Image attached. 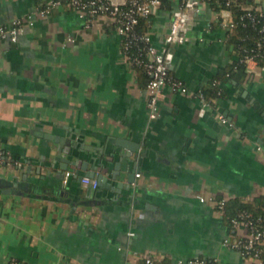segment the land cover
<instances>
[{
  "label": "crops",
  "instance_id": "crops-1",
  "mask_svg": "<svg viewBox=\"0 0 264 264\" xmlns=\"http://www.w3.org/2000/svg\"><path fill=\"white\" fill-rule=\"evenodd\" d=\"M40 1L0 0V25L24 22L17 40L0 39V264H138L145 253L255 264L223 243L233 228L216 202L264 194V66L218 81L224 95L201 113L197 91L238 59L205 5L173 46L170 71L188 91L165 86L151 118L109 17L42 15ZM170 16H154L159 47ZM94 166L96 188L79 178Z\"/></svg>",
  "mask_w": 264,
  "mask_h": 264
},
{
  "label": "built area",
  "instance_id": "built-area-1",
  "mask_svg": "<svg viewBox=\"0 0 264 264\" xmlns=\"http://www.w3.org/2000/svg\"><path fill=\"white\" fill-rule=\"evenodd\" d=\"M175 6L171 12L169 25L167 26L163 37L164 44L159 47L154 44L152 39V26L144 33L135 34L134 28L139 22L141 16H155L163 4V0H41L36 9L44 15L51 8L56 6H65L67 8L79 11L87 19H92L100 14L109 17L111 25L123 36V39L135 35L145 42L147 60L139 56L131 57L128 54L130 40L126 42L123 52L124 55L136 64H144L150 74V79L146 85L149 92L148 108L151 118L158 116V101L163 93V88L169 86L172 90L182 92L188 91V86L179 77L171 75L170 69L173 61V46L175 44L184 43L189 38V31L193 23V14L201 10L205 5H209L215 12L221 25L229 30L235 25L233 17V4H239L238 0H174ZM211 3H216L214 8ZM246 14L254 23L261 20L264 16V4L256 3L246 7ZM264 29V25L262 26ZM24 32V22L21 17H14L10 25H0V39L9 38L13 41ZM246 65L249 62H258L254 54H247L243 58ZM198 96L203 100L201 113H204L207 107H213V103L205 98L202 89L197 91ZM221 121L231 123L229 119L220 113ZM69 173V172H68ZM139 173H137L138 175ZM84 184L91 185L96 188L99 182L96 178L84 176L82 178ZM203 198V197H201ZM224 200H218L216 207L222 208ZM241 218L233 216L231 221L236 227L235 234H228L223 243L237 249L245 258H254L256 262L261 264V252L264 249V228H259L261 216L251 213H242ZM237 229H242L241 232ZM147 264H152L160 259L151 253H145L142 257ZM182 261H179L181 263ZM190 264H218L216 260H206L204 258H191L187 261ZM9 264H26L18 259H11Z\"/></svg>",
  "mask_w": 264,
  "mask_h": 264
},
{
  "label": "trees",
  "instance_id": "trees-1",
  "mask_svg": "<svg viewBox=\"0 0 264 264\" xmlns=\"http://www.w3.org/2000/svg\"><path fill=\"white\" fill-rule=\"evenodd\" d=\"M264 0H257V3L263 5ZM239 4H233L231 6L233 10V17L235 25L231 29L227 30L228 42L236 50L238 59L232 63L221 68L218 73L213 77L210 84L203 88L205 98L210 102H215L224 95V92L219 88L218 81L226 78L241 79L245 75L246 62L243 60L245 55L254 54L258 60V63L264 66V16L257 23H254L251 18L246 14V7L252 6L256 3V0H238ZM214 8L217 7L216 3H211ZM175 6L174 0H163L162 7L169 9L171 12ZM153 16H141L139 22L136 24L134 31L135 34L144 33L150 26L153 25ZM130 40V47L128 48V54L131 57L139 56L144 60H147L145 42L135 35L122 40V49H124L126 42ZM133 67L137 70L141 78H144L146 85L150 79V74L144 64H136L132 62ZM171 73V71H170ZM171 75H173L171 73ZM228 215V221L233 228L232 234L237 233L235 231L231 218L233 216L240 217L242 213H253L256 216H261L259 222V228H264V194L252 199V200H240V199H228L224 200L223 207H217ZM235 228V229H234ZM262 263L264 264V249L261 252ZM214 260V259H212ZM210 261V260H209ZM138 264H147L144 259H141ZM152 264H166L164 259H158ZM255 264H259L255 261Z\"/></svg>",
  "mask_w": 264,
  "mask_h": 264
},
{
  "label": "water",
  "instance_id": "water-1",
  "mask_svg": "<svg viewBox=\"0 0 264 264\" xmlns=\"http://www.w3.org/2000/svg\"><path fill=\"white\" fill-rule=\"evenodd\" d=\"M65 160H66V162H67V165L65 166V169H68V168H70V166H69V164L68 163H76V161L74 160V161H72L71 159H68V158H64ZM82 168L84 169V170H87V164H83V166H82ZM96 169H97V167L96 166H94L93 167V169H90L89 171H85V173H81L80 175H79V178L80 179H82L84 176H90V177H92V178H94L95 177V173H96ZM70 170V169H69ZM73 169H71L70 171H72ZM135 170L132 168L131 169V171H129V174H128V180L130 181V182H133V179H132V175L133 176H135L134 174H135ZM119 173H118V171H116V170H112V175H113V177L114 178H116V176L118 175ZM98 182H99V184H100V182H101V180H105V176L103 175V173H100L99 175H98ZM118 184V186H121V185H123V183H121V182H118L117 183ZM99 186V185H98Z\"/></svg>",
  "mask_w": 264,
  "mask_h": 264
},
{
  "label": "rangeland",
  "instance_id": "rangeland-1",
  "mask_svg": "<svg viewBox=\"0 0 264 264\" xmlns=\"http://www.w3.org/2000/svg\"><path fill=\"white\" fill-rule=\"evenodd\" d=\"M259 1V0H258ZM263 4H264V1H263ZM250 259H252V260H254L255 261V259L254 258H250Z\"/></svg>",
  "mask_w": 264,
  "mask_h": 264
}]
</instances>
